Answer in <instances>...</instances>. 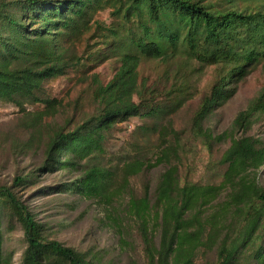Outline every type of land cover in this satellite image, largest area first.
Here are the masks:
<instances>
[{"label": "trees", "instance_id": "1", "mask_svg": "<svg viewBox=\"0 0 264 264\" xmlns=\"http://www.w3.org/2000/svg\"><path fill=\"white\" fill-rule=\"evenodd\" d=\"M107 5L125 32L134 28L125 38L116 29H107L112 45L127 40L128 47L111 78L106 83L94 81L95 110L77 123L71 117L66 125L51 128L44 118L59 113L62 101L46 97L43 82L78 66L80 58L73 46ZM116 52H120L117 47L112 53ZM179 55L221 67L192 116L196 137L208 144L229 141L218 161L225 166L218 184H180L172 162L179 156L180 144L170 121L136 126L125 155L109 156L105 148L118 121L140 115L165 118L180 104L189 91L186 81L159 89L139 74L143 59L171 63ZM257 65L264 74V6L238 8L235 0H0V102L23 111L27 133L25 140L14 139L10 149L16 154L42 149L34 169L17 172L9 184L0 183V264L7 262L2 216L20 225L26 241L23 264H55L53 256L67 264H91L85 252L49 239L26 202L32 194L43 192L37 188L40 174L53 170L71 176L50 190L95 199L104 207L101 220H110L115 229L122 225L115 203L126 200L124 213L136 224L149 264H192L199 246H216L219 264H233L240 250L253 245L261 263L264 187L258 184L256 172L264 166V140L247 132L264 116V84L236 113L229 129L213 136L203 128L213 110L234 95L237 83ZM167 75L168 69L161 73L162 78ZM36 103L42 108L24 111L25 105ZM154 133L161 138L171 134L172 139H163L153 157H147L138 137L149 143ZM160 164L164 168L154 182L145 183L137 194L130 179ZM223 193L219 208L203 217L204 208L220 201ZM149 218L159 229L157 246Z\"/></svg>", "mask_w": 264, "mask_h": 264}, {"label": "rangeland", "instance_id": "2", "mask_svg": "<svg viewBox=\"0 0 264 264\" xmlns=\"http://www.w3.org/2000/svg\"><path fill=\"white\" fill-rule=\"evenodd\" d=\"M235 5L238 8L264 6V0H235ZM111 11L110 6L99 10L94 17L95 24H92L79 43L74 44L73 50L80 58L78 66L70 69L64 76L43 82L45 96L62 101L59 113L53 117L44 118V122L51 128L53 125H66L71 117L77 123L95 110L91 98L94 81L98 79L106 83L118 65L121 52L126 51L128 41L124 40L121 46L112 45L113 38L107 29L110 27L116 29L119 35L125 38L126 32L131 33V29L133 31L134 28L131 26V29L125 32L120 24V18L113 16ZM103 35L108 36L103 37ZM115 47L120 52L112 53ZM179 49L183 48L179 46ZM167 69L169 75L162 78L161 73ZM220 71L219 65L202 63L182 55L177 56L171 63L158 59H143L139 66L140 76L149 79L159 89H168L174 82L186 81L189 91L182 96L175 110L165 118L158 116L157 119H153L140 115L118 121L105 142L108 155L117 157L129 152L131 147L128 145L133 138L132 132L136 126L150 125L154 121L166 124L170 121L173 129L178 133L180 144L179 156L172 160L177 166L180 184L187 181L218 184L225 168L218 161L229 141L227 139L208 144L200 137H196L193 133L192 116L201 97L209 93L218 79ZM263 84L264 74L260 66L251 68L237 83L234 95L216 107L203 122V128L209 129L213 136L229 129L236 113L249 104ZM41 108V104L36 103L25 105L24 111ZM23 115V111L14 104L0 102V183L9 184L17 172L34 169L41 161L42 149L40 148H31L27 154H16L10 149L14 139L27 138L23 128ZM247 135L264 140V116L256 119ZM138 138L146 156L153 157L158 151V146L162 145L163 139L171 140L172 136L168 134L161 138L158 133H154L151 134L149 143L143 141L141 136ZM163 168L164 165L160 164L132 177L130 179L132 188L137 194H141L143 185L152 184ZM70 176L60 170L41 173L37 188L43 189V192L32 194L26 199L36 219L45 227L48 238L85 252L91 264H149L144 246L138 237L136 224L124 213L126 200L115 203L122 220L121 227L115 229L110 220H101L105 216L104 207L96 203L95 199L77 198L70 193H55L48 188L67 181ZM256 180L260 186L264 187V166L256 172ZM224 196L223 193L219 198L220 201L205 207L203 217L218 209ZM152 218H149V230L152 232L154 245L157 246L159 229ZM1 222L2 247L7 258L4 264H23L22 257L26 241L19 223L13 219H5L3 216ZM234 234L236 236L238 232ZM234 257L233 264H264V260L261 263L257 261L254 245L240 250ZM53 263L67 264L65 260L56 256H53ZM192 264H219L216 246L212 248L199 246L194 253Z\"/></svg>", "mask_w": 264, "mask_h": 264}]
</instances>
